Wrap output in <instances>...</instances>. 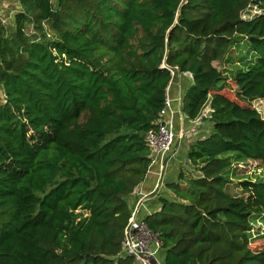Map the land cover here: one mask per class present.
<instances>
[{"label":"trees","instance_id":"1","mask_svg":"<svg viewBox=\"0 0 264 264\" xmlns=\"http://www.w3.org/2000/svg\"><path fill=\"white\" fill-rule=\"evenodd\" d=\"M17 2L14 28L0 21V264H141L124 252L129 197L147 174L146 133L174 67L175 80L193 81L182 112L194 122L208 109L213 127L190 144L196 173L181 171L174 199L145 219L159 259L264 264V234L252 237L264 179L228 191L234 165L264 172L253 106L264 99V0ZM252 6L262 13L244 19ZM242 46V66H215H234Z\"/></svg>","mask_w":264,"mask_h":264},{"label":"built area","instance_id":"2","mask_svg":"<svg viewBox=\"0 0 264 264\" xmlns=\"http://www.w3.org/2000/svg\"><path fill=\"white\" fill-rule=\"evenodd\" d=\"M1 13L2 12H0V14ZM0 21L3 25L6 23L5 20L2 19ZM176 71H178V67L170 69L172 80L167 87L164 107L159 114L156 125L147 131L145 137L146 143L151 150L147 174L154 173L153 168L159 167V171L156 173L158 178L154 191L150 195L159 192L165 186L164 172L167 167L168 158L171 154H174L173 150L175 149L177 140L185 137L186 130L184 127L180 130L176 128L178 115L180 117L181 126H183L185 122L184 116L182 115L183 96H180L178 99L180 105L179 111L174 108L173 100L170 97V88L176 79ZM178 78H181V76L179 75ZM142 204L141 200L137 202L132 211V217L130 218L128 226L125 229L124 252L134 257L141 264H162L159 259L161 243L158 236L148 229L145 220L139 218Z\"/></svg>","mask_w":264,"mask_h":264},{"label":"crops","instance_id":"3","mask_svg":"<svg viewBox=\"0 0 264 264\" xmlns=\"http://www.w3.org/2000/svg\"><path fill=\"white\" fill-rule=\"evenodd\" d=\"M15 1L17 3L16 5L17 10L19 11L20 10L19 3L17 2V0ZM9 6L10 5H8L5 2V0H0V10L3 11V8L9 7ZM4 13H6L5 10H4ZM181 76H182L181 78H179L178 80L172 83L171 88H170V97L173 100V106L177 111H179L180 109V105L178 102L179 97L180 96L184 97L187 89L193 84V81L190 75L183 74ZM208 112H209L208 116H210L211 112L209 110ZM182 115L184 116L185 122L183 126H181L180 119H179L180 117L179 115L177 116V127L176 128L178 130H180L183 127L185 129H192L197 125V123H195L196 121L194 122L190 121L184 113ZM206 123H209L208 120H206ZM206 123L204 122V124ZM201 136H203V134L197 136V139L200 138ZM185 139L188 142H186L185 140L183 145L182 146L179 145L178 148H175L173 150L174 154H171L168 158L167 167L164 172L165 186L159 192L150 195L154 191V187H155V184L158 178L156 173L159 171V167H155L153 168L154 173L147 174L145 176L143 183L138 188V190L132 196L129 197V204H130L132 211L134 210L137 202L139 200L142 201L143 204H142V207L139 213V218L141 220H145L149 215L155 212H158L161 209L162 204L160 200L162 198L174 199L175 196L171 192V190L168 188V184L172 182H177L181 171L183 172L185 171L187 175L196 173L195 169L189 163L188 158H187V153H188L190 144L194 141L193 140L194 138L191 137L192 140H190V138L188 140L186 137Z\"/></svg>","mask_w":264,"mask_h":264},{"label":"rangeland","instance_id":"4","mask_svg":"<svg viewBox=\"0 0 264 264\" xmlns=\"http://www.w3.org/2000/svg\"><path fill=\"white\" fill-rule=\"evenodd\" d=\"M5 2L10 5L9 7H5L3 8V11L0 10V12H2L0 14V20H5V26L8 30H12L14 28V15L18 12L17 10V3L15 0H5ZM54 3H56V0H53ZM4 10L6 11V13H4ZM262 11H260L257 7H251L248 8V10H246V12H244L243 14V18L244 19H249V18H253L259 14H261ZM246 45V43H245ZM244 45V46H245ZM242 46L241 48L236 47L234 49V51L231 52L232 54V60L234 62V66L229 65V64H224V63H215V66L224 71L226 69L228 70H232L235 71L237 69V66H242L244 63V60H239V58H241L242 56H244L246 54V52L248 51V47H244ZM248 62L253 61L254 60V55L251 53L248 55ZM176 81V80H175ZM0 97L2 99H4V94L2 89H0ZM253 106L258 110V112L261 114V117L264 119V99H258L255 100L253 102ZM209 112L206 109L203 113V117H205V120H198L195 122L197 123V125L192 128V129H185V137L182 139H178L177 140V145L175 146V148H178L179 145L182 146L183 143L185 142V138L187 137V139L192 140L191 137H193L194 141L197 140V136L202 135L200 138L203 137H207L210 135V133L212 132V123H206V120L208 117ZM204 122L206 124H204ZM189 137V138H188ZM198 138V139H200ZM186 142H188L186 140ZM177 150V149H176ZM236 167V174L238 175V177H236L233 182L228 186V191L229 193H231L232 195H242L243 192L240 190V188L238 187V182L243 181L245 179H249V180H258V179H264V172L261 169V165L259 162H253V161H249V162H245L242 164H238V165H234ZM79 213H83L84 215H86L87 213L85 211H78ZM254 230L252 231V237L255 238L256 236H261L262 234H264V218L263 217H258L255 220L252 221Z\"/></svg>","mask_w":264,"mask_h":264}]
</instances>
